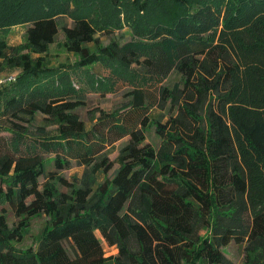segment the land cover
<instances>
[{
	"label": "trees",
	"instance_id": "16d2710c",
	"mask_svg": "<svg viewBox=\"0 0 264 264\" xmlns=\"http://www.w3.org/2000/svg\"><path fill=\"white\" fill-rule=\"evenodd\" d=\"M134 2L144 16L169 2L186 11L165 9L129 41L104 45L98 11L77 0H0V72L16 75L0 87V206L18 218L10 227L0 213V264H235L223 249L238 239L243 264H264V0ZM19 26L25 43L10 45ZM61 31L77 68L109 71L99 81L143 74L124 112L102 111L91 129L77 119L86 93L67 96L48 67ZM173 72L177 90L157 83ZM54 124L70 129L47 131ZM126 137L111 179L93 193L85 180L60 190L69 182L58 170L74 161L106 176V148ZM41 215L37 245L19 248Z\"/></svg>",
	"mask_w": 264,
	"mask_h": 264
},
{
	"label": "rangeland",
	"instance_id": "374dc122",
	"mask_svg": "<svg viewBox=\"0 0 264 264\" xmlns=\"http://www.w3.org/2000/svg\"><path fill=\"white\" fill-rule=\"evenodd\" d=\"M116 1V0H114ZM123 5L114 6L112 0H77V6H88L91 12L98 11V15L92 16L96 23L97 34L96 37L100 43L107 45L112 40H123L129 41L132 35L135 34V29L138 27H143L146 22H149L154 17L165 14L166 10L173 9L176 15L182 14L185 7H180L173 2H169L166 6L157 5V7H152L151 11L147 16L139 15L134 6L135 0H123ZM224 0H190L191 8L195 5L202 3L211 2H221ZM116 3V2H114ZM121 3V2H120ZM123 3V2H122ZM190 8V7H187ZM166 9V10H165ZM191 10V9H190ZM93 14V13H92ZM105 20L110 26V29H102ZM67 24L71 25L72 21L70 19L64 20ZM26 26H19L14 29L9 34L10 45H22L25 43V33ZM66 37L63 31L59 33L57 41L50 47L48 55V67L49 71L59 74L57 75L58 84L67 96L74 98L76 92L86 93V106L79 108L77 112V119H80L86 123L87 129H91L93 124L97 122L100 117L101 112L112 113L115 111L124 112V106L129 101V92L134 89L137 84L142 83V75L135 71V74L126 76H113L109 80L99 81L98 76L94 73H98L102 77L109 75V71L102 69L101 67H96L92 70H82L76 67L77 56H75L70 50L65 48ZM9 72H0V78L7 76ZM107 79V78H106ZM159 82V83H158ZM157 83L163 86L174 88L177 90L180 87V77L176 73L170 74L166 78H158ZM163 115L158 109L153 108L151 110V117L153 119L158 116ZM43 116L39 115L37 121L34 125L45 126L43 122ZM166 119V118H165ZM164 119V120H165ZM47 131L51 133L63 132L70 129L69 126H62L54 124L46 127ZM0 135L8 136L9 134L2 131L0 125ZM147 142L151 143L156 148L159 147L161 141L157 137L155 132V127H151L146 133ZM129 140L128 137L118 141L113 146H108L106 148V154L114 162L113 169L106 175H93L86 166L80 165L76 161L73 162L71 169L58 170V175L64 177L68 182L69 186L60 187L63 192L70 191L69 189L74 187V183L78 180L79 182L85 180L88 184L93 187L91 193L95 191L97 185L103 183L105 179L112 178L113 172L119 168V164L116 162L119 155L120 148ZM54 171L56 169L54 168ZM77 178V179H76ZM94 182H93V181ZM44 182V179H41ZM92 181V182H91ZM5 210L8 216L9 226L13 227L17 224L18 218L15 212L9 205L0 206L1 211ZM48 217L46 215H41L32 220L31 227L26 233L24 241L17 244L19 248L27 249L31 246H36L41 231L46 225ZM245 243L241 239L233 241L230 245L223 249L226 256L231 259L235 264H243L245 259ZM106 256H111L117 254L116 247H109L106 243L103 244Z\"/></svg>",
	"mask_w": 264,
	"mask_h": 264
},
{
	"label": "built area",
	"instance_id": "2783aa9c",
	"mask_svg": "<svg viewBox=\"0 0 264 264\" xmlns=\"http://www.w3.org/2000/svg\"><path fill=\"white\" fill-rule=\"evenodd\" d=\"M16 81V75L15 74H8L7 76L0 78V87L4 85H9Z\"/></svg>",
	"mask_w": 264,
	"mask_h": 264
}]
</instances>
